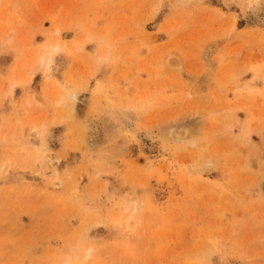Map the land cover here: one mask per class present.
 Wrapping results in <instances>:
<instances>
[{
  "label": "rangeland",
  "instance_id": "rangeland-1",
  "mask_svg": "<svg viewBox=\"0 0 264 264\" xmlns=\"http://www.w3.org/2000/svg\"><path fill=\"white\" fill-rule=\"evenodd\" d=\"M66 260L264 264V0H0V264Z\"/></svg>",
  "mask_w": 264,
  "mask_h": 264
},
{
  "label": "bare ground",
  "instance_id": "bare-ground-1",
  "mask_svg": "<svg viewBox=\"0 0 264 264\" xmlns=\"http://www.w3.org/2000/svg\"><path fill=\"white\" fill-rule=\"evenodd\" d=\"M250 1H251V0H250ZM253 6H254V5H253ZM233 20H234V19H233ZM233 23H234V22H233ZM50 44H52V43H50ZM50 44L47 43V47H48ZM44 45H46V44L44 43ZM55 46H56V48H55ZM55 46H54L55 49H54V48L51 49L52 51H51V50H50V51L48 50L47 55H46V54H45V55L42 54L41 61L43 62V61L46 60V66H47V65L49 66V63H50V61H51V59H52V56H53V52H55V51L58 49V47H59L58 44H56ZM45 47H46V46H45ZM45 47L43 46V48H45ZM50 47H51V46H50ZM48 48H49V47H48ZM45 49H46V48H45ZM43 53H44V52H43ZM45 53H46V52H45ZM48 66H47V67H48ZM39 133H40V130L36 129V130H35V138H36V139L39 138ZM36 139H35V140H36ZM36 141H37V143H38V140H36ZM41 141H42V140H41ZM40 177H45V175L41 174ZM87 255H88V254H87ZM66 263H67V264H70L68 260H66Z\"/></svg>",
  "mask_w": 264,
  "mask_h": 264
}]
</instances>
